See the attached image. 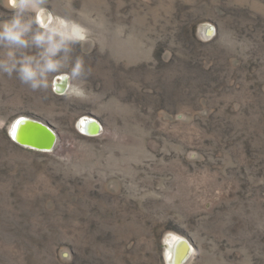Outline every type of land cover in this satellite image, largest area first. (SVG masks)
Segmentation results:
<instances>
[{
	"label": "rangeland",
	"instance_id": "374dc122",
	"mask_svg": "<svg viewBox=\"0 0 264 264\" xmlns=\"http://www.w3.org/2000/svg\"><path fill=\"white\" fill-rule=\"evenodd\" d=\"M47 4L89 30L84 66L0 72V264H264V0ZM22 116L55 146L18 142Z\"/></svg>",
	"mask_w": 264,
	"mask_h": 264
},
{
	"label": "clouds",
	"instance_id": "9594fccd",
	"mask_svg": "<svg viewBox=\"0 0 264 264\" xmlns=\"http://www.w3.org/2000/svg\"><path fill=\"white\" fill-rule=\"evenodd\" d=\"M0 8L9 12L0 20V49H7L0 55V72L15 73L36 90L48 87L49 75L58 73L67 57L70 79L80 76L83 60L70 58L73 47L88 39L84 25L52 12L47 0H0ZM70 94L84 99L87 90L74 85Z\"/></svg>",
	"mask_w": 264,
	"mask_h": 264
},
{
	"label": "bare ground",
	"instance_id": "6f19581e",
	"mask_svg": "<svg viewBox=\"0 0 264 264\" xmlns=\"http://www.w3.org/2000/svg\"><path fill=\"white\" fill-rule=\"evenodd\" d=\"M65 85H66V82L63 83V86ZM45 124L46 123L40 119L22 116L14 121L11 130H12V134L15 137V139L21 144L31 146L37 149L50 150L57 143V136H56L54 143L50 147H46L45 145L44 146L39 145L35 142V139H34L35 133L43 129L45 127ZM80 125H82L81 129L85 130L84 132H87L88 134L92 135V134H96L99 132L100 124L93 118L91 119L90 117H88V118L82 119V121L80 122ZM44 131L40 133H44ZM52 132H55V131H52ZM170 243L172 245V248L168 250L167 255L171 257L172 262L173 260H176V259H177L176 261H183L184 259L186 260L187 258L186 256L189 253L188 243L186 241H181V240L179 241L178 237H175V236L171 237Z\"/></svg>",
	"mask_w": 264,
	"mask_h": 264
},
{
	"label": "water",
	"instance_id": "95a60500",
	"mask_svg": "<svg viewBox=\"0 0 264 264\" xmlns=\"http://www.w3.org/2000/svg\"><path fill=\"white\" fill-rule=\"evenodd\" d=\"M42 131H44V133H40ZM52 131H55V132H52ZM56 136H57L56 130L52 126L45 124V127L43 129L35 133L34 139L37 144L50 147L54 143Z\"/></svg>",
	"mask_w": 264,
	"mask_h": 264
}]
</instances>
